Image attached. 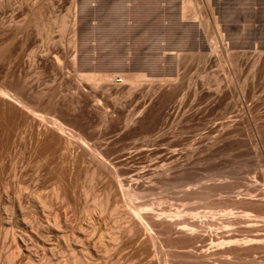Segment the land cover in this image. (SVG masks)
I'll return each mask as SVG.
<instances>
[{
    "label": "rangeland",
    "instance_id": "1",
    "mask_svg": "<svg viewBox=\"0 0 264 264\" xmlns=\"http://www.w3.org/2000/svg\"><path fill=\"white\" fill-rule=\"evenodd\" d=\"M0 94V264H264V0H0Z\"/></svg>",
    "mask_w": 264,
    "mask_h": 264
},
{
    "label": "bare ground",
    "instance_id": "2",
    "mask_svg": "<svg viewBox=\"0 0 264 264\" xmlns=\"http://www.w3.org/2000/svg\"><path fill=\"white\" fill-rule=\"evenodd\" d=\"M30 21V20H29ZM90 75V74H89ZM110 76H112V75H110ZM114 77H119V80L120 81H122L123 79H127L128 78V76L125 74H119V75H113ZM108 77V76H107ZM118 79V78H117ZM133 79V78H132ZM132 79H130V80H132ZM2 92V91H1ZM1 95V94H0ZM32 113H33V115H35V116H37V117H39V118H42V119H45V118H47L48 119V121L50 120L55 126H57L59 129H61V130H63V129H65L66 128V126L60 121V120H58L57 118H55L54 116L52 117V116H46L44 113H42V112H38V111H36V110H33L32 111ZM233 125V123H231V124H229V126H232ZM67 129V128H66ZM222 133V132H221ZM220 133V137L221 136H223L224 135V133H222L221 134ZM219 135V134H218ZM217 137H219V136H216L215 138H217ZM121 182V181H120ZM194 193V192H193ZM189 194V193H188ZM133 208V207H132ZM128 213H129V215H131L133 218H138V220H140V221H142L143 220V218H139V217H143L144 215H140L139 216V214H138V212H137V210H134V209H130L129 208V210H128ZM140 213V212H139ZM189 213L190 214H194V212H192V211H189ZM177 214V213H176ZM146 219V218H145ZM150 223V222H149ZM148 223V224H149ZM182 223V222H181ZM148 224L146 223L145 224V227H146V229L147 230H149V232H150V228L148 227ZM143 227V226H142ZM152 228V227H151ZM184 230V229H183ZM189 230V229H188ZM78 263H80V262H78ZM82 263V262H81ZM80 263V264H81Z\"/></svg>",
    "mask_w": 264,
    "mask_h": 264
}]
</instances>
